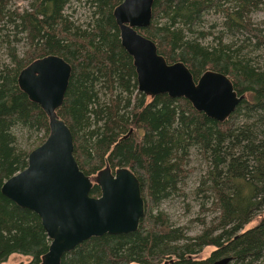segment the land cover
Instances as JSON below:
<instances>
[{
    "label": "trees",
    "instance_id": "trees-1",
    "mask_svg": "<svg viewBox=\"0 0 264 264\" xmlns=\"http://www.w3.org/2000/svg\"><path fill=\"white\" fill-rule=\"evenodd\" d=\"M9 1L0 0L8 58L0 61V188L27 166L31 149L20 145L16 130L42 132L36 146L49 131L46 114L20 90L17 75L31 61L54 54L71 66L56 112L71 131L80 170L91 177L106 164L129 168L145 205L135 231L91 237L61 264H212L223 256L232 258L230 264H264V70L248 55H264V28L250 19L264 0H153L149 25L138 29L168 63H184L195 81L206 70L230 79L243 99L223 122L183 97L137 90L132 57L120 44L112 14L121 0H28L21 10ZM74 1L92 9L89 20L75 24L64 12ZM210 10L222 16L215 34L202 25ZM225 35L241 39L227 42ZM209 36L213 41L204 43ZM22 39L26 49L19 55ZM194 155L206 163L195 187L200 211L210 205L216 215L189 235L155 208L179 195ZM99 194L94 184L90 195ZM49 244L39 217L0 192V264L12 254L29 257L16 264H39ZM206 246L214 248L210 256L197 258Z\"/></svg>",
    "mask_w": 264,
    "mask_h": 264
},
{
    "label": "water",
    "instance_id": "water-1",
    "mask_svg": "<svg viewBox=\"0 0 264 264\" xmlns=\"http://www.w3.org/2000/svg\"><path fill=\"white\" fill-rule=\"evenodd\" d=\"M153 0H121L112 11L120 44L132 57L137 90L146 96L183 97L207 117L223 122L243 99L223 73L204 71L195 81L181 61L168 63L155 43L138 29L149 25ZM71 66L54 54L23 67L17 84L48 118V134L28 152L27 166L8 177L0 192L21 208L34 212L50 240L39 264H61L63 256L91 237L135 231L145 212L140 184L127 167L106 164L95 176L80 170L72 134L56 110L62 105ZM132 129L129 130V132ZM96 184L99 196H91ZM230 256L212 264H230Z\"/></svg>",
    "mask_w": 264,
    "mask_h": 264
},
{
    "label": "rangeland",
    "instance_id": "rangeland-1",
    "mask_svg": "<svg viewBox=\"0 0 264 264\" xmlns=\"http://www.w3.org/2000/svg\"><path fill=\"white\" fill-rule=\"evenodd\" d=\"M28 0H10L9 5L12 9L21 10L22 8L28 7ZM264 4H260L258 9H255L250 14V19L254 25L264 28ZM66 14H70L72 20L75 24H80L91 18L92 9L88 8L84 1L71 2L70 5L64 10ZM221 13L214 12L213 10L208 11L204 15L203 19V29L212 31L214 34L221 29ZM210 25H214L213 28H209ZM11 29V28H9ZM12 31V30H11ZM240 36V35H239ZM230 36L225 35L224 40L230 42L234 40L236 43H239L241 36ZM0 36V42H1ZM213 40L211 36L205 38L204 43H211ZM17 51L19 55H22L23 51L26 49L25 41L22 39L16 44ZM245 52V51H244ZM248 55L253 57V64H257L262 70H264V55L262 51L256 50L254 52L248 50ZM7 55L4 44L1 42L0 45V61H6ZM17 136L19 138L20 145L27 149H33L36 147L41 133L29 134L25 130H16ZM137 136L139 133L135 131ZM198 156H191L190 164L186 167V177L181 183V192L179 195L165 199L161 201L155 208V211H162L166 216H168L170 222L175 226H182L187 234L195 235L199 233L204 225L201 223L202 219H205L208 224L211 219L216 215L215 211H212L210 205L207 211L201 212V197L195 194V187L197 185L200 175L205 169L206 163L200 160ZM95 176V175H93ZM91 176V177H93ZM199 218V220L197 219ZM214 250L212 246H206L202 249L200 253L196 255L197 258H206L209 257L211 252ZM29 260L28 256H23L20 254H12L8 259L1 264H16L18 262H27Z\"/></svg>",
    "mask_w": 264,
    "mask_h": 264
}]
</instances>
